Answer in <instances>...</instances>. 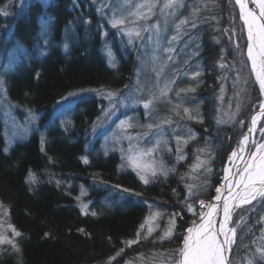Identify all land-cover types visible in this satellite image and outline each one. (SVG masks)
Returning <instances> with one entry per match:
<instances>
[{
  "label": "trees",
  "instance_id": "16d2710c",
  "mask_svg": "<svg viewBox=\"0 0 264 264\" xmlns=\"http://www.w3.org/2000/svg\"><path fill=\"white\" fill-rule=\"evenodd\" d=\"M8 1L0 0V11ZM75 1L55 0L48 6L33 1L22 15L16 17L15 10L12 18L0 12V53L20 45L30 63L16 65L9 74V100L39 114L45 122L51 121L53 107L70 95L86 90H122L135 68L133 55L126 59L120 52L117 68L108 67L102 41V31L108 25L88 0H77L79 6ZM183 17H193L197 24L187 31L186 38L200 40L199 83L182 87L193 89L200 105L202 121L193 125L198 134L194 144L213 157V171L205 184L186 190L183 174L176 169L166 179L157 177L145 185L134 173L121 170L115 155L93 156L84 163L89 155L87 129L101 113L97 99L76 102L68 132L57 127V119L52 120L56 127L44 148L41 133L34 132L5 152L0 119V209L7 213L9 226L19 233L13 247L0 249V264L179 263L192 222L188 210L201 199L213 198L249 121L242 129L236 125L216 130L214 124L216 102L228 76L222 66L229 59L243 60L227 42L229 23L231 27L240 25L234 1L188 0ZM45 22L52 24V44L48 54L39 58L37 47ZM71 25L78 39L67 56L60 43ZM248 88L256 104H248L253 113L259 109L261 95L255 83L249 81ZM113 186L136 195L108 203L106 194ZM83 194L91 201L86 210L80 203ZM144 199L163 203L176 215L175 233L169 239H164L161 231L150 236L145 232L148 210L142 204ZM255 263L264 264V256Z\"/></svg>",
  "mask_w": 264,
  "mask_h": 264
},
{
  "label": "rangeland",
  "instance_id": "374dc122",
  "mask_svg": "<svg viewBox=\"0 0 264 264\" xmlns=\"http://www.w3.org/2000/svg\"><path fill=\"white\" fill-rule=\"evenodd\" d=\"M33 1H39L45 6L55 2L9 0L0 12L3 16L12 18L16 10L17 17L22 15ZM88 1L97 16L108 25V29L102 31L103 55L108 67L112 70L117 68L120 62L119 52L126 59L131 55L135 59V68L128 85L122 90H86L70 95L53 107L49 117L51 121L45 122L39 114L15 105L8 97L9 74L16 65L30 64L26 50L18 45L5 53L2 51L0 119L3 125L5 152H9L16 143L29 139L34 132L41 133L44 148L47 136L51 135L56 127L52 120L57 119V127L68 132L73 116L71 109L76 102L97 99L101 102V113L95 122L89 125L85 135L88 139L87 161L93 156L115 155L118 157L120 169L134 173L145 185L151 184L157 177L166 179L176 169L183 174L186 190L204 185L213 171V157L205 148L200 149L194 144L198 134L193 125L202 121L200 105L194 97L193 89L182 87L187 83H199L197 57L200 52V40H196L195 36L186 38L187 31L197 25L196 19L183 17L188 0ZM75 4L79 6L77 0ZM88 19L87 23L90 24ZM113 21L118 23L113 26ZM238 22L239 26L232 27L229 23L226 29L227 42L228 48L231 45L243 56L244 61L241 58L237 61L229 59L222 66L228 76L222 95L216 102L217 114L214 124L216 130L236 125L242 129L249 120L246 133L255 113H251V105H256L253 103L255 100L248 94V86L249 81L254 84L255 79L246 58L248 42L240 16ZM188 24L190 27H187ZM51 25L50 22L42 25L37 47L39 58L48 54L52 44ZM77 39L74 26L66 28L60 43L65 55L70 54ZM248 104H251L250 107ZM258 105H261V101ZM263 139L264 123L257 133V142ZM230 159L231 156L223 169L220 183ZM142 176L147 179V183L141 179ZM215 194L214 190V196ZM132 195L136 194L113 186L108 190L106 200L108 203H114ZM185 195H188V191ZM85 196L87 195L83 194L80 198L84 210L91 203L88 196ZM206 200L208 199L200 201ZM142 201L148 210L144 227L147 235L161 231L163 238L169 239L175 233L176 215L163 203L145 199ZM200 201L196 207L191 206L188 210L192 222L202 212ZM6 214L0 209V249L13 247L18 237L17 232L9 226ZM230 232L229 264H256L255 259L264 256V196L234 214Z\"/></svg>",
  "mask_w": 264,
  "mask_h": 264
},
{
  "label": "bare ground",
  "instance_id": "6f19581e",
  "mask_svg": "<svg viewBox=\"0 0 264 264\" xmlns=\"http://www.w3.org/2000/svg\"><path fill=\"white\" fill-rule=\"evenodd\" d=\"M234 4L237 8L238 14L240 16L241 23L243 25L246 37H247V50H246V58L248 59L249 64L251 65V69L253 71V76L257 86L259 87V91L261 94V104H264V92H262L260 87V80L264 79V48L261 47L262 37L255 33L253 38L250 40L248 36V26L245 24L244 19L241 17L240 7L237 3V0H233ZM264 2V0H244L246 11L251 12L253 16L256 18L257 23H261V19L259 17L260 9L258 7L259 3ZM30 5V4H29ZM252 48L251 56L249 55L248 49ZM255 61V64L253 63ZM256 119V123L252 124V119ZM264 123V114H262L261 110H258L256 114H254L250 120L248 129L246 133L242 136V138L236 144L232 153H237L236 156H232L229 162V165L225 171V175L218 185L217 188L221 189L220 199L217 200V192L215 196L211 199L204 201V207H202V212L196 219L193 220L191 226L189 228L198 229L201 223L207 224V218L202 221L200 219L201 216L207 217V213L215 209L214 214L211 217V231L213 233L218 232L221 225H223L224 233L217 236V243L221 244L226 239L228 241L231 240V232L230 226L232 223V219L234 214L241 210L244 206L249 205L250 203L257 201L262 196L260 194V189L262 187L260 183L259 176L257 175L253 182H249L248 176L251 169H245V163L252 165L255 164L256 172L260 171L259 165L260 161L258 159L259 156L264 155V149H261V145H264V139L262 141L257 142V133L260 127ZM251 129V131H249ZM227 178V179H226ZM243 178V183L241 180ZM247 184V188L245 187ZM229 201V217L227 222H225V217L223 213V201ZM190 235H195V233H189L187 230L186 237ZM185 240V239H184ZM184 249V242L182 250ZM182 250L180 253L179 263L183 264V254ZM230 252V242L224 243L221 249L220 256L218 258V264H227L225 260L226 253Z\"/></svg>",
  "mask_w": 264,
  "mask_h": 264
},
{
  "label": "snow or ice",
  "instance_id": "6c2138e0",
  "mask_svg": "<svg viewBox=\"0 0 264 264\" xmlns=\"http://www.w3.org/2000/svg\"><path fill=\"white\" fill-rule=\"evenodd\" d=\"M237 3L240 7L241 17L244 19L245 24L248 26V36L251 40L254 35V31L256 34H258L260 37L264 38V2L259 3L258 7L260 9L259 17L261 19V23H257L256 18L253 16L251 12L246 11V6L244 3V0H237ZM118 22L113 21V26H115ZM261 47L264 48V39H262ZM249 55L251 56L252 48L249 47L248 49ZM255 64V61H253ZM260 87L262 92H264V79L260 80ZM147 107V105H145ZM261 111L262 114H264V104H261ZM256 123V119H252V124L254 125ZM251 131V129H249ZM261 149H264V145L260 146ZM237 153H232V156H236ZM260 161V171L256 172V165L252 164L249 165L245 163V169H251L248 180L249 182H253L256 178V176H259L260 183L262 185L260 189V194L264 195V155H261L258 157ZM84 163H88L87 160L84 161ZM201 163H203L201 161ZM141 179H144V182L147 183V179H145L143 176ZM227 179V178H226ZM241 183H243V178L241 180ZM247 184H245V187L247 188ZM215 191L217 192L216 199H220L219 193H221L220 188H216ZM201 207H204V202L200 201ZM215 209L207 213V217L201 216L200 219L204 221L207 218V224L201 223L199 225L198 229L189 228L188 232L195 233V235H190L185 238L184 240V249L182 250L183 254V264H218V258L221 253V249L224 243H229L227 239L222 242L221 244L217 243V236L220 234H224L227 236L226 233H224L223 225L220 226L218 232L213 233L211 231V217L214 214ZM223 213L225 217V222H227L229 217V201L225 200L223 201ZM16 235H19V233H16Z\"/></svg>",
  "mask_w": 264,
  "mask_h": 264
},
{
  "label": "water",
  "instance_id": "95a60500",
  "mask_svg": "<svg viewBox=\"0 0 264 264\" xmlns=\"http://www.w3.org/2000/svg\"><path fill=\"white\" fill-rule=\"evenodd\" d=\"M259 110H261V106H260ZM225 260H226L227 264H229V254H228V252L225 255Z\"/></svg>",
  "mask_w": 264,
  "mask_h": 264
}]
</instances>
